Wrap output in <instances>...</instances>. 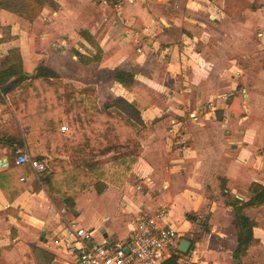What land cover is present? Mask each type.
Instances as JSON below:
<instances>
[{
	"label": "crops",
	"instance_id": "obj_1",
	"mask_svg": "<svg viewBox=\"0 0 264 264\" xmlns=\"http://www.w3.org/2000/svg\"><path fill=\"white\" fill-rule=\"evenodd\" d=\"M200 1L193 0L196 8L189 4L185 8L200 26L207 24L206 13L223 16L211 0ZM0 2V71L6 68V56L17 50L27 78L45 67L75 89L93 88L100 107L117 99L134 103L143 122L138 135L142 152L122 187L106 183L100 192L96 185L88 187L75 192L69 205L60 195L66 193L67 179L59 172L58 161L107 163L111 154L94 159L50 157L39 137H30L23 129L11 98L0 90V264H76L74 256L53 243L63 238L68 225L85 229L96 244L126 241L139 219L162 207L168 209L164 226L178 232L179 244L189 242L186 254L177 250L179 263L264 264V203L245 206L240 212L252 224L251 241L241 251L232 207V197L244 203L254 198L249 191L252 184L264 187V71L260 70L264 58L243 81L244 113L234 114L243 121L232 132V161L222 165L225 140L206 132L218 129L221 112L212 123L198 121V116L192 121L203 129L196 134V149L189 142L193 124L184 117L203 114L202 107L181 108L173 103L181 96L175 88L179 76L188 83L197 81L201 97L209 95L211 88L216 90L213 96L219 93L221 80L217 66L222 44L204 29L191 30L173 17L184 9H173L171 0ZM247 16L255 23L246 22L245 27L258 29L257 47L262 54L264 7L252 9ZM166 32H175L179 41L164 44ZM247 63L254 66L253 61ZM115 70L133 76L131 88L114 81ZM14 81L7 82L8 92L15 90ZM191 86L184 92L194 91ZM237 88L224 96L223 109L231 113L228 100ZM86 128V118L79 119L77 129ZM62 134L70 137L72 131ZM19 153L37 158L45 171L17 164ZM81 205L88 211L84 216Z\"/></svg>",
	"mask_w": 264,
	"mask_h": 264
},
{
	"label": "trees",
	"instance_id": "obj_2",
	"mask_svg": "<svg viewBox=\"0 0 264 264\" xmlns=\"http://www.w3.org/2000/svg\"><path fill=\"white\" fill-rule=\"evenodd\" d=\"M41 1L44 0H38V3ZM176 32L180 33L179 30ZM178 39L175 32L162 35L164 44L177 43ZM96 51L99 52V49L96 48ZM3 66L6 68L0 71V90L11 98L23 129L30 133V137H39L41 146L46 147L47 155L94 159L111 154L107 163L99 160H59L58 170L67 179L64 183L66 193L60 192L61 197L71 205V196L88 187L96 185L98 192L106 183L122 187L130 166L142 152L138 135L143 122L137 106L124 99H117L105 102L100 107L93 88L75 89L70 84L58 81L57 76L45 67H39L33 77L27 78L22 72L17 50L6 56ZM11 78H15V90L8 92L6 84ZM113 79L128 89L134 82L131 74L119 70H115ZM242 102L243 94L237 89L228 100V107L232 112L243 115ZM85 114L87 128L80 131L77 123ZM63 122L72 131L70 137L60 132ZM32 159L37 160L35 157ZM115 166L123 171L117 172ZM249 191L254 194V198L248 203L232 197V207L237 213L235 225L239 231L237 249L240 251L248 246L252 238V224L240 216L241 210L248 205L264 203V187L252 184ZM180 256L175 250V254L163 264H183L178 262Z\"/></svg>",
	"mask_w": 264,
	"mask_h": 264
},
{
	"label": "rangeland",
	"instance_id": "obj_3",
	"mask_svg": "<svg viewBox=\"0 0 264 264\" xmlns=\"http://www.w3.org/2000/svg\"><path fill=\"white\" fill-rule=\"evenodd\" d=\"M211 1L218 6V9L221 11L223 16L213 18L210 17V13H206L203 20H206L207 24L201 26L199 25L200 23H198L197 19L195 20V17L194 19H192V17H188L185 13L186 5L189 4L192 8L197 7V4L193 3V0H179L178 2H176V0H171L170 5L173 9L176 8V10L184 9L182 12H179L178 16L173 15V17H177L179 20H182L183 26H186L187 28L195 31L204 29V31L209 35V37H211V39L220 41V43L222 44L221 49L219 50L220 56L218 54L220 61H218L217 66L220 72L221 79L219 93H215L216 95L214 94L213 96V93L216 92V90L213 91L214 88H211V90L209 91V95L207 93L206 96L201 97L200 93L199 95H197V81H195L194 83L190 81V83H188L186 82L185 77L179 76V79H175V88L181 96L176 97L173 103L176 105V107L178 106L181 108H184L185 106H191L192 108L202 107L203 114H200L198 112L196 115L189 116V114L186 113L184 119L191 123L192 121H196L197 116L199 118L198 121L212 123L213 120L216 121V119H218L216 113L221 112L222 116L219 119L220 121L218 122V129H215L214 132H206H210V137L212 136V134H214L215 136H219L225 140L226 147L222 152L223 155H221L222 158H224V161L222 162V165H224L227 162L232 161V145L230 146V144H232V132L234 130V127L237 123L243 121L242 118L234 115V112L231 113L229 110H225L226 108L223 109V106L225 105L224 96L228 95L230 93V90L235 89V87H238L237 89H239L241 92V90H243L244 88L243 81L245 80V77H248L247 74L252 70L256 71L259 67L258 60L260 61L262 58H264V51L261 54L260 49L257 47L258 45L260 46L261 39L258 36V29L250 30L249 28L248 30L245 27L246 22H250V24L255 23V21L253 19H250V17H248L247 15H249V12L254 8L256 9L264 7V0ZM200 2L207 4V2H204L203 0H201ZM232 22H235L236 26L232 27ZM236 45H239L240 48H238V46ZM209 54H212V52H208V55ZM247 61H249L250 63H252L253 61L254 66L252 67L247 63ZM260 70L264 71L263 69ZM189 75L190 72H188V76ZM189 85H192L191 87L194 88V91L184 92V90H186L187 86ZM166 98H168V96L164 95L163 99ZM161 104H165L163 103V100ZM204 115H207V117L205 118ZM86 117L87 115L85 114L84 118ZM224 123L226 124V128H221ZM62 125L66 124L63 122ZM193 127L188 129V133H190L192 136L189 139L190 143H194L197 140L195 138L196 134L203 132V129H197V126L195 124H193ZM193 138L194 140H192ZM195 147L196 149H199L198 146ZM81 211L83 216L88 212L84 205H81Z\"/></svg>",
	"mask_w": 264,
	"mask_h": 264
},
{
	"label": "built area",
	"instance_id": "obj_4",
	"mask_svg": "<svg viewBox=\"0 0 264 264\" xmlns=\"http://www.w3.org/2000/svg\"><path fill=\"white\" fill-rule=\"evenodd\" d=\"M60 131L68 133L69 129L63 125ZM16 163L28 164L37 172L45 169L44 164L26 153H19ZM167 215L168 209L162 207L143 216L135 223L132 238L126 241L96 244L89 232L72 224L63 238L53 243L74 256L76 264H162L179 244L178 232L163 224Z\"/></svg>",
	"mask_w": 264,
	"mask_h": 264
},
{
	"label": "water",
	"instance_id": "obj_5",
	"mask_svg": "<svg viewBox=\"0 0 264 264\" xmlns=\"http://www.w3.org/2000/svg\"><path fill=\"white\" fill-rule=\"evenodd\" d=\"M188 248H189V242L186 241V240H184V241H182V242L179 244L177 250H178L180 253H182V254H186V253L188 252Z\"/></svg>",
	"mask_w": 264,
	"mask_h": 264
}]
</instances>
